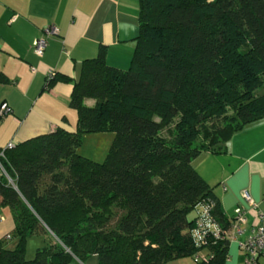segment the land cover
<instances>
[{
	"label": "trees",
	"instance_id": "16d2710c",
	"mask_svg": "<svg viewBox=\"0 0 264 264\" xmlns=\"http://www.w3.org/2000/svg\"><path fill=\"white\" fill-rule=\"evenodd\" d=\"M138 24L127 70L100 46L77 80L47 74L44 91L73 81V131L0 149V208L14 222L0 264H225L229 240L192 235L205 207L221 229L233 222L192 163L264 119V0H139ZM104 133L103 162L79 154ZM32 236L44 244L29 260Z\"/></svg>",
	"mask_w": 264,
	"mask_h": 264
},
{
	"label": "crops",
	"instance_id": "0c3cea01",
	"mask_svg": "<svg viewBox=\"0 0 264 264\" xmlns=\"http://www.w3.org/2000/svg\"><path fill=\"white\" fill-rule=\"evenodd\" d=\"M138 15L139 0H0V76L7 81L0 82V107L6 104L11 111L0 117V149L57 129L73 131L77 113L69 107V100L82 62L94 58L100 46H105L107 64L127 70L139 33ZM50 27L59 35L50 36L43 55L36 56L32 43ZM50 71L73 81L57 82L44 91ZM225 147L223 154L202 153L192 165L229 218L237 208L247 212L244 232L229 243L225 262L243 264L239 244L251 228L264 227V119L235 133ZM244 191L257 209L244 201ZM258 212L263 215L261 220ZM13 229L9 209L0 208V237ZM35 237L42 240L34 243L44 244L41 236ZM71 264L83 263L74 260ZM85 264H98L97 258ZM165 264L197 263L184 258ZM257 264H264V259L259 258Z\"/></svg>",
	"mask_w": 264,
	"mask_h": 264
},
{
	"label": "built area",
	"instance_id": "2783aa9c",
	"mask_svg": "<svg viewBox=\"0 0 264 264\" xmlns=\"http://www.w3.org/2000/svg\"><path fill=\"white\" fill-rule=\"evenodd\" d=\"M59 32L56 28L50 27L44 30L43 36L35 39L32 43V51L36 56H42L46 47L47 40L50 36H58ZM53 71L48 72L49 75H53ZM11 111L6 104H2L0 107V117H5ZM14 145L12 143L8 144L5 149L12 148ZM0 156H3V152H0ZM0 169L3 171L1 165ZM244 201L248 206L255 210L257 206L253 203L250 195L244 191L242 193ZM203 213L195 222V227L193 229L192 235L195 237L196 242L199 246H206L207 236H211L214 240H229L234 241L236 236L241 235L243 231V226L247 223L246 211L242 208H237L234 211L233 222L228 229H221L215 222L208 216V208L202 209ZM263 215L258 212L257 218L261 220ZM9 238V236H7ZM240 250L244 255L243 264H257L259 258L264 259V227L256 226L251 228L249 234L239 244ZM228 258H226L227 260Z\"/></svg>",
	"mask_w": 264,
	"mask_h": 264
},
{
	"label": "rangeland",
	"instance_id": "374dc122",
	"mask_svg": "<svg viewBox=\"0 0 264 264\" xmlns=\"http://www.w3.org/2000/svg\"><path fill=\"white\" fill-rule=\"evenodd\" d=\"M93 103V101H92ZM165 134V133H163ZM168 136V135H166ZM113 134L111 133H104V134H96V135H90L89 137H85L82 141V144L79 148V154L83 157H86L90 160H93L95 162L101 163L104 161L108 150L110 148V145L113 141ZM9 213V212H8ZM41 242V238L32 236L28 238V243L26 247V259H33L37 247H42V243H34ZM9 247H12V243H8ZM39 244V246H37ZM30 255V258L29 256Z\"/></svg>",
	"mask_w": 264,
	"mask_h": 264
}]
</instances>
